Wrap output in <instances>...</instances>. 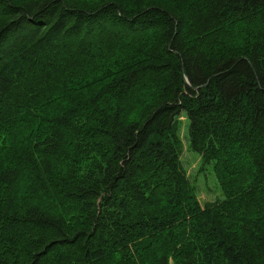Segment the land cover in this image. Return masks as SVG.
I'll return each instance as SVG.
<instances>
[{"label": "trees", "instance_id": "trees-1", "mask_svg": "<svg viewBox=\"0 0 264 264\" xmlns=\"http://www.w3.org/2000/svg\"><path fill=\"white\" fill-rule=\"evenodd\" d=\"M0 264H264V0H0Z\"/></svg>", "mask_w": 264, "mask_h": 264}, {"label": "rangeland", "instance_id": "rangeland-1", "mask_svg": "<svg viewBox=\"0 0 264 264\" xmlns=\"http://www.w3.org/2000/svg\"><path fill=\"white\" fill-rule=\"evenodd\" d=\"M85 1L88 4L100 2V0ZM176 129L181 143L179 162L189 183L194 188L197 200L201 205L221 201L224 197L212 171V165L205 164L201 156L191 150L188 137V120L184 114L179 117Z\"/></svg>", "mask_w": 264, "mask_h": 264}]
</instances>
